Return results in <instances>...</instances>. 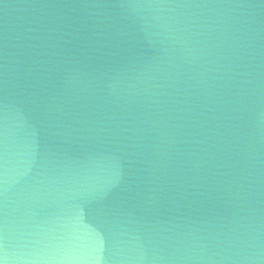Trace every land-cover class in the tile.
<instances>
[{
  "label": "water",
  "instance_id": "water-1",
  "mask_svg": "<svg viewBox=\"0 0 264 264\" xmlns=\"http://www.w3.org/2000/svg\"><path fill=\"white\" fill-rule=\"evenodd\" d=\"M181 3L242 5L258 71L264 67V0H0L5 264H138L131 258L141 245L144 264H153L156 241L226 222L224 170L197 177L166 149L148 109L103 100L180 60L176 20L154 9ZM253 257L264 264V249Z\"/></svg>",
  "mask_w": 264,
  "mask_h": 264
},
{
  "label": "clouds",
  "instance_id": "clouds-1",
  "mask_svg": "<svg viewBox=\"0 0 264 264\" xmlns=\"http://www.w3.org/2000/svg\"><path fill=\"white\" fill-rule=\"evenodd\" d=\"M219 9L192 3L155 6L158 15L176 20L185 41L182 57L164 72L143 75L135 90L103 97L105 103L148 109L166 149L197 177L214 168L228 177L232 210L226 222L156 241L162 246L154 248L153 264H251L253 253L264 249V67L258 71L243 6ZM256 98L260 104L254 113ZM34 160L33 152L28 163ZM131 259L144 264L143 245ZM16 264L47 261L21 257Z\"/></svg>",
  "mask_w": 264,
  "mask_h": 264
}]
</instances>
